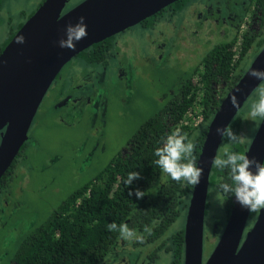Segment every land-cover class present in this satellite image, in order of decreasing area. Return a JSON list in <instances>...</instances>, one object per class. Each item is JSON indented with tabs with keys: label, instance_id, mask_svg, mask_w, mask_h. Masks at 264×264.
Returning <instances> with one entry per match:
<instances>
[{
	"label": "trees",
	"instance_id": "1",
	"mask_svg": "<svg viewBox=\"0 0 264 264\" xmlns=\"http://www.w3.org/2000/svg\"><path fill=\"white\" fill-rule=\"evenodd\" d=\"M3 2L4 0H0V12ZM253 4L264 19V0H253ZM9 38L0 44V53ZM251 41L246 37L238 50L233 47L234 41L221 42V45L215 46L209 56L204 58L198 83L193 87L194 93H201L199 96L202 101L196 102L193 95H190L191 88H185L183 99L170 104L165 117H150L145 120L130 136L131 146L126 156L117 155L109 160L91 179L74 189L44 222L19 241L12 257L15 264H101L109 253L113 257L120 253L118 251L121 246L118 242L121 239L118 232L107 228L112 222L117 225L126 223L129 228L144 236L142 243L134 242L133 246H142L151 240L159 242L156 250L165 249L164 252L170 256L169 264H182L183 230L168 236L166 231L183 214L182 210H186L193 186L172 180L163 173L154 163L157 159L154 152L162 146L164 138L179 128L181 134L187 136V140L197 131L193 153L197 159L207 125L219 106V102L211 97V81L220 78L221 84L225 83L221 94L223 97L246 70L245 57L249 55ZM263 44L264 38L258 41L256 53ZM241 110L227 127L237 134L243 123ZM199 118L201 120L196 123ZM250 140L246 144L232 143L224 137L221 156L225 149L244 154ZM25 145L0 178V190L10 184L14 166L26 149ZM130 172H140L141 179L126 187L123 181ZM219 173L218 168L212 167L209 191L210 188H217L220 183ZM159 181L164 184L160 185ZM221 182L230 183L227 169L221 171ZM136 188L146 193L142 199L128 195L130 189L134 191ZM221 196L224 215L223 220L216 221L218 227L213 228L216 240L230 211L233 197L223 193ZM209 197L210 192L207 194L208 199ZM146 225L152 228L151 235L144 233Z\"/></svg>",
	"mask_w": 264,
	"mask_h": 264
},
{
	"label": "flooded vegetation",
	"instance_id": "2",
	"mask_svg": "<svg viewBox=\"0 0 264 264\" xmlns=\"http://www.w3.org/2000/svg\"><path fill=\"white\" fill-rule=\"evenodd\" d=\"M43 1L35 0L33 5L35 7L28 12H21L20 19L16 23L12 22V13L3 7L0 12V32L4 31V33L0 34V44L9 37L10 41L24 22L40 7ZM80 2L70 4L71 0H68L63 13L75 7ZM137 27L143 30V36H133V34H130ZM246 37L252 40V43L249 45V55H246L245 61L257 47L258 41L264 38V19L256 11L253 0H237L233 2H229L228 0H203L200 2L195 0L174 1L138 23L91 44L71 58L53 79L37 108L34 118L44 98L46 99V95L53 94L50 104L53 110L61 113V116H57L58 119H61L62 116L74 118L76 112H78L81 114V117L89 119L93 131L99 130L100 125L104 126L107 123V117L110 111L109 105L112 103L113 96H117L116 98L124 106L136 97L133 82L141 80L139 65L144 58H146L145 62H149L152 65L176 63L175 66L179 68V74L175 77L172 84L167 85L161 92L157 91L161 83H159V86L155 84L154 94L151 99L156 101L157 106L164 100L166 104L165 109L161 110V108H158L154 113L141 121L139 126L150 117H156L158 119L165 117L169 105L183 99L185 88H191L190 95H193V99L196 102L200 103L202 101V98L199 96L201 93H194L193 87L198 83L199 70L202 68L204 58L209 56V52L215 46L221 45V42L234 41L235 44L233 47L238 50L239 47L243 46ZM189 52L199 54L200 58L197 63L191 62L193 57L188 55ZM129 58H132L131 62H129ZM130 75L136 77L135 79H131V86H129L130 81L128 79V77L131 78ZM110 80L114 81V87L118 91L116 94L108 96L107 92L111 91L109 86ZM224 87L225 83L221 84L220 78H214L211 81V88H213L211 97L214 101L219 102V104L228 92L227 90L224 96H221ZM216 110H214V113ZM200 120L201 118H199ZM130 136L125 140L124 144L116 146V149L111 151L114 152V155L109 160L117 155L124 157L129 153L131 146L129 143ZM29 139L28 132V138L24 143L26 144L25 147H27ZM98 145L99 142L96 140L94 148ZM109 147L110 145H105V147L100 145V150L104 152L103 150L106 149L107 151ZM217 155L221 156V144ZM24 157L25 154L23 151L22 156L14 166L12 179L14 176L16 177L17 171L20 172L23 169ZM219 171L220 177L218 182L221 183V170L219 169ZM159 183L160 185L164 184L163 181H159ZM9 185L3 188V190H0V208H3V211L0 209L1 214H7L10 209L13 210L14 208L6 199L10 197V192H8ZM209 199L207 198L206 206L209 203ZM186 211L187 207L184 217H186ZM257 214L255 213L253 216L249 214L242 240L246 232L253 226ZM207 216H209L208 208L205 207L204 230L208 228L207 224L211 220L209 217L206 221ZM227 217L228 215L225 217V223ZM0 223L1 225L3 223L1 217ZM184 223H182V230H184ZM5 224L2 226H5ZM217 227L218 222L215 221L212 230ZM205 232L204 238L206 239L207 235ZM215 241L217 240L215 239ZM150 242L155 243L153 240ZM118 243L121 246L118 253L121 252V255L119 254L120 256L116 257L111 256L101 264H155V260L159 257V255L155 254L158 253L156 250L158 245L152 254H148V256L142 258L136 256L131 257L129 255L133 250L134 246L132 244L134 242L119 240ZM158 243L156 242V244ZM159 250L164 251L165 249L161 248ZM9 264H15L13 258H11Z\"/></svg>",
	"mask_w": 264,
	"mask_h": 264
},
{
	"label": "water",
	"instance_id": "3",
	"mask_svg": "<svg viewBox=\"0 0 264 264\" xmlns=\"http://www.w3.org/2000/svg\"><path fill=\"white\" fill-rule=\"evenodd\" d=\"M177 0H83L65 13L68 0H44L24 22L0 53V178L11 166L28 138L37 108L60 69L93 43L138 23ZM85 17L88 36L75 50L61 49L58 41L69 23ZM25 43L15 42L18 35ZM252 69H264V45L248 68L221 100L210 119L196 159L204 169L201 182L192 187L187 205L183 238V264H264V209L244 239L250 212L232 197L226 223L216 244L203 261L204 215L209 191L212 160L217 156L222 137L217 125L228 127L261 80L249 76ZM235 93L239 107L233 108ZM244 154L264 161V119H261Z\"/></svg>",
	"mask_w": 264,
	"mask_h": 264
},
{
	"label": "rangeland",
	"instance_id": "4",
	"mask_svg": "<svg viewBox=\"0 0 264 264\" xmlns=\"http://www.w3.org/2000/svg\"><path fill=\"white\" fill-rule=\"evenodd\" d=\"M35 0H4L3 7L8 9L16 23L21 16V12H28L33 9ZM82 0H71L70 4H76ZM203 1V0H195ZM229 2L237 0H228ZM4 33L1 31L0 34ZM133 36H143V30L138 27L132 30ZM3 36V35H1ZM256 49L252 51L245 62V67L249 65L256 55ZM193 57L191 62L197 63L199 54L189 52ZM132 58H129L131 62ZM142 60L139 65L141 80L133 82L136 97L131 99L126 106L119 99L113 96L112 103L109 105V113L106 125H100V129L93 131L89 119L81 117L76 112L74 118L61 116V113L51 108V96L46 95L41 103L38 113L29 129V143L24 150L23 169L16 172V177L12 179L8 192L10 197L6 198L14 208L0 217L5 226L0 223V264H9L19 241L28 232L46 220L53 210L77 187L91 179L114 155L111 152L116 146L125 143V140L138 128L141 121L154 113L158 108L165 109V101L158 104L151 99L154 94V87L161 85L157 91H162L167 85L172 84L175 77L179 74V68L173 64L152 65ZM145 62V63H144ZM181 67V65H179ZM131 79L135 76L130 75ZM156 84V85H155ZM111 91L107 95L117 93L114 81L110 80ZM264 87V81L253 91L242 106V127L238 135L241 136L245 144L252 139L261 118L255 120L249 117L250 105L258 100L257 89ZM159 92V93H160ZM158 93V95H159ZM239 110V111H240ZM199 122V119L195 121ZM195 131L188 140L193 143L196 138ZM96 140L99 145L94 148ZM114 148L104 149L101 152L100 145ZM118 148V147H117ZM210 199L208 200V215L211 220L205 228L206 239L203 241V260L209 255L214 246L215 236L212 226L215 221L223 220L222 196L221 192L210 188ZM15 202V203H14ZM166 231L170 235L183 228L185 210ZM215 215V216H214ZM215 241V242H214ZM214 242V243H213ZM213 243V244H212ZM216 244V243H215ZM134 245L130 252L131 257H146L154 252L156 243H147L142 246ZM159 257L155 264H169L170 256L166 252L157 250ZM121 255V252L119 253ZM117 255V256H120ZM112 253L105 258L109 259Z\"/></svg>",
	"mask_w": 264,
	"mask_h": 264
},
{
	"label": "clouds",
	"instance_id": "5",
	"mask_svg": "<svg viewBox=\"0 0 264 264\" xmlns=\"http://www.w3.org/2000/svg\"><path fill=\"white\" fill-rule=\"evenodd\" d=\"M64 36L59 39L58 46L61 49L75 50L76 44L88 36L85 17L80 16L75 24L69 23L64 29ZM17 44L25 43V37L21 34L16 37ZM249 76L256 80L264 81V69H252ZM258 100L250 105L249 117L264 119V87L257 89ZM233 108L239 107V99L235 93L230 97ZM215 132L220 137H226L232 143H241L242 138L232 129L223 125H217ZM187 141V142H186ZM195 144L187 140L185 134H181L179 128L163 139L161 147L155 149L154 161L161 171L167 174L172 180L185 182L186 185L197 186L201 182L204 169L196 166V156L193 154ZM212 165L221 171L227 169L229 182H221L217 190L225 195H233L235 201L250 213H259L264 209V161L256 157L246 156L242 153L232 152L225 149L224 155L213 158ZM141 179L140 172H130L123 181L126 187L134 181ZM145 192L136 188L129 190L128 195L142 199ZM109 231L118 232L123 241L142 243L144 236L129 228L126 223L117 225L112 222L107 225ZM144 233L152 234V228L144 227Z\"/></svg>",
	"mask_w": 264,
	"mask_h": 264
}]
</instances>
